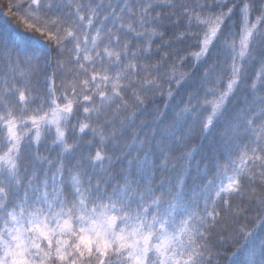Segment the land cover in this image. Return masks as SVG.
I'll list each match as a JSON object with an SVG mask.
<instances>
[{
    "label": "snow or ice",
    "instance_id": "1",
    "mask_svg": "<svg viewBox=\"0 0 264 264\" xmlns=\"http://www.w3.org/2000/svg\"><path fill=\"white\" fill-rule=\"evenodd\" d=\"M175 8L176 0H7V16L47 43L24 53L0 48V128L8 141L0 153V264H212L220 249L253 237L258 226L244 256L232 264H264V116L257 123L241 113L247 127L236 121L232 131H250L235 159L206 172L187 196L185 171L166 195H157L151 183L140 192L131 182L113 189L107 168L94 176L63 156L49 169L51 160L39 144L31 158L21 152L22 121L35 128L37 142L45 121L56 126L62 141L60 122L73 109L69 97L94 91L111 101L102 90L109 82L113 91L126 92L123 82L133 70L158 67L142 62L155 55L154 37L167 43L166 34L190 45L196 60L220 38L234 53L224 90L203 101L211 105L207 126L247 64L255 55L264 61V51H258L264 49V0H192L173 23ZM201 25L198 43L190 44ZM167 71L177 80L187 75L177 64ZM248 87L257 102L252 114L264 113V63ZM190 110L186 104L184 111ZM94 159L103 156L97 151Z\"/></svg>",
    "mask_w": 264,
    "mask_h": 264
},
{
    "label": "clouds",
    "instance_id": "2",
    "mask_svg": "<svg viewBox=\"0 0 264 264\" xmlns=\"http://www.w3.org/2000/svg\"><path fill=\"white\" fill-rule=\"evenodd\" d=\"M27 2L28 0H25V4ZM191 2L192 0H176L173 23L184 15V6L190 5ZM6 3L7 0H0V10L4 9ZM183 30V26L176 28V31ZM193 30L197 33V37H193L190 44L198 43V36L205 29L201 25ZM154 39L157 41V44L153 45L155 55L150 54L142 63L158 67L143 70L139 74L133 70L123 82L126 92L113 91L109 82L107 89L102 90L112 97L111 101H105L98 92L94 91L81 92L75 98L69 97L73 99V109L66 112L60 122V129L64 133L62 141L57 138L56 126L49 125L45 121L40 128V141L37 142L34 139L35 128L30 122L22 121L19 128V135L22 137V154L31 158L33 150L39 144L43 153L51 160V164H47L51 169L55 167L60 156L69 160L84 145L86 150L75 160L77 167L82 171L86 169L96 176L107 168L112 176L107 183H110L113 189L117 188L120 182H131L136 191L140 192L145 185L151 183L152 191L157 195H166L181 171H185L187 196L200 186L195 183L190 184L192 177L205 176L206 172L215 173L225 164H230L244 140L249 137L250 131L249 129L233 133V124L240 121L241 129L247 127L241 113L257 123L260 122L261 116H264V113L252 114L257 102L251 96L250 100H245L244 107L238 109L231 117L220 120L219 126L213 131L214 122L225 112L234 88L219 111L212 116L211 122L205 126L211 114V105L203 101L224 90L226 81L231 77L227 69L234 53L226 47L223 38L214 41H219L223 58L217 60L214 56L203 68L197 89L189 91L183 103L170 108L169 104L177 89L189 79L195 67L204 61L209 53L196 60L190 55L192 47L190 45L184 47V41L174 34H166L163 37L167 43H160V37ZM213 44L209 46V51ZM258 51L264 49L258 48ZM165 52H169L170 55H164ZM235 59L236 62H240L239 56H235ZM254 59L258 60L259 65L264 63L260 55H255ZM173 64H177L182 72L187 73L183 79L177 80L169 76L167 70ZM217 75L220 76L219 80L215 78ZM84 95H88L91 99L84 100ZM137 95L142 97V101L136 99ZM186 104L191 106L190 111H184ZM249 105L252 107L249 108ZM51 107L52 105H46L44 110L48 111ZM85 108L89 111H84ZM82 123L86 125L83 128ZM209 134L211 143L208 151L211 155H204L203 140L208 139ZM65 144L70 147L65 148ZM7 146L6 130L0 128V153L6 151ZM97 151L102 154V160L94 159ZM217 152L220 153L219 159L216 157ZM189 153L190 158H188ZM157 154L158 162L154 159ZM140 160L143 161L142 167L138 166ZM36 163L44 167L46 161L38 160ZM213 167L215 172L211 171ZM3 175H7L6 170ZM104 187L105 185H101V190ZM132 207L134 208L135 204ZM238 241L229 244L233 250L240 247ZM234 259H236L234 252L227 246L216 253L212 264H232Z\"/></svg>",
    "mask_w": 264,
    "mask_h": 264
},
{
    "label": "trees",
    "instance_id": "3",
    "mask_svg": "<svg viewBox=\"0 0 264 264\" xmlns=\"http://www.w3.org/2000/svg\"><path fill=\"white\" fill-rule=\"evenodd\" d=\"M59 2V0H58ZM15 10V9H13ZM46 11V10H45ZM46 41L37 33L28 31L21 27L12 17L7 16V14L0 10V48L8 49L13 52H29L30 50H39L41 48L46 47ZM184 47H188L189 45L185 43ZM216 57L217 60L222 59L221 50L219 47V41L214 42L212 48L209 51L208 56L204 61H201L195 69L193 70L192 75L186 80L179 89H177L173 99L171 100L169 107H174L178 103H183V101L187 97V93L192 90L197 89V85L199 84L200 77L202 74L203 68L206 64L213 58ZM190 62V61H189ZM259 67V62L257 59H252L246 66V73L242 78V81L238 83L237 87L234 90V93L229 98L228 106L225 109V112L222 116L214 122L213 131L216 127L219 126L220 120H223L225 117H231L238 109L245 106V100L251 99V92L248 87V83L251 78L255 75L257 68ZM2 71V68H0ZM2 79V77H0ZM202 90V89H201ZM167 111V110H166ZM211 143V135L209 134L208 139L203 140V148L202 153L204 155H211L209 153V144ZM234 147V146H233ZM86 150V146L82 145L81 148L74 153L73 156L69 159L72 162L75 160ZM228 153L226 152L225 155ZM216 157L220 158V153H216ZM154 159L156 162L159 161V155H155ZM212 172H215V167L211 169ZM206 179L205 176H195L190 179V184L195 183L199 184ZM252 215H255L253 212ZM244 220V217H241V221ZM260 226L255 230L253 237L249 239L238 241L240 247L238 249L233 250L231 245H228L230 251L234 252V256L236 258H242L246 252V250L250 247L251 240L254 238L256 234L259 233Z\"/></svg>",
    "mask_w": 264,
    "mask_h": 264
}]
</instances>
